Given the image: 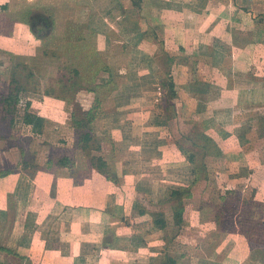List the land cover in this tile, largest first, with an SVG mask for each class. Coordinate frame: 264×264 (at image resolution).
<instances>
[{"label": "crops", "instance_id": "crops-1", "mask_svg": "<svg viewBox=\"0 0 264 264\" xmlns=\"http://www.w3.org/2000/svg\"><path fill=\"white\" fill-rule=\"evenodd\" d=\"M36 1L44 6L36 10L45 12L33 15L48 19L36 27L38 34L80 36L62 45L79 46L89 57L76 65L79 89L39 103L52 108L42 117L60 132L53 131L48 143L67 149L59 157L64 165L52 153L43 165L34 155L39 168L30 173L21 170L14 150L1 155L0 264H264L256 252L264 249L256 243L264 242V232H242L234 216L221 219L231 227L219 242L209 241L213 249L199 245L218 225L212 216L218 207L208 198L221 181L230 182L222 185L225 195L251 191L255 224L264 226V0L19 5ZM24 21L16 24L18 49L39 50L46 39ZM74 106L97 115L87 152L70 123ZM191 130L221 147L220 169L212 156L199 158L182 150V142H171L176 133L192 147L204 145L195 136L190 142ZM238 163L256 179L255 187L235 183ZM179 166L186 172L175 173ZM188 189L191 200L173 215V193ZM221 201L226 213L227 198ZM173 224L182 251L170 248ZM184 230L193 232L191 243ZM198 231L202 237H195Z\"/></svg>", "mask_w": 264, "mask_h": 264}, {"label": "rangeland", "instance_id": "rangeland-1", "mask_svg": "<svg viewBox=\"0 0 264 264\" xmlns=\"http://www.w3.org/2000/svg\"><path fill=\"white\" fill-rule=\"evenodd\" d=\"M6 1L10 2L9 8L1 6L5 4ZM39 6H43L39 1L27 3L25 5L24 2H22L19 5V0H0V160L2 158L1 155H4L3 152H11L14 150L15 156L17 155L18 159L20 160L21 170H29L30 173L35 171L34 165H37V168H39L38 164H34L32 162V160L35 161L33 158L34 155H39L42 158L43 165L46 163L45 157L48 153H52L55 159H59V157L62 156L67 149H64L63 151H56L54 148L49 146V135L51 136V134L54 133L53 131H55L60 136V132L59 130H52L54 125H52L48 120L45 119L46 124L41 135L34 133L30 126L25 125L24 116L26 112V103L29 102L31 104L29 112L40 117L45 116L47 114L46 112H49L52 108L47 107L44 110L42 105L39 104L41 100L45 98V96L51 97L52 95L58 94V96L64 97L66 94L69 95V91H75L79 89L82 86V80L79 73L76 72L75 69L80 65V63L82 64L89 57L88 51H82V49L79 50V46L74 48V50L64 49V46L62 45L64 40H74L73 43H76V41L80 40V36L76 35H72V37H68V39L59 38L58 40H55V37H52L53 40H51L52 38L48 39L47 33L41 32V35L39 34V38H41V40L46 39V41L42 42L43 44L38 48L39 50H35L33 47L30 48L27 53H24V51L22 52L18 49V47L23 45L17 40V34L15 31L16 24L20 20H26L27 22H30L32 15L37 13V11L44 13V10H36ZM11 93L13 95H18L20 99L19 104L15 106V110L12 107H8L3 102ZM166 106L169 108L172 107L171 100H167ZM77 107L80 108L79 106ZM73 110H75L74 107ZM161 110L162 108L160 111ZM78 115L80 116L79 112ZM96 116L97 115H95V118ZM80 132H83V130H80ZM173 136L171 142H182L179 144L182 150L189 153L194 152L199 158L201 157L204 159L210 155L213 157L212 160H214L212 165H215L216 169H220V167H222V165H220L221 159L218 158H222L221 155L223 153L220 151L221 147L217 143H214L212 140H208L205 137L202 138V134H199L198 131L196 132L192 130L188 135L190 142L193 141L192 139L195 136L198 138V142L204 145H195V147H192L191 144H189L185 139L183 140L182 138H177L176 133H174ZM55 140L60 141V138H55ZM57 147L59 146L57 145ZM251 148H253V146H251L249 149ZM176 158L178 160L181 159L180 155L176 156ZM87 163L89 162L84 163V167H87ZM173 164L179 163L176 161ZM240 165L241 164L238 163V171H235L236 176H239L240 178H237L235 183L239 186H246L247 184L249 186L255 187V185H257L256 179H254L253 176L250 178L249 171L240 167ZM86 169L87 168H85L83 171L88 170ZM170 170H173V168ZM174 170L178 171L175 173H179L181 171L184 172L186 168L179 166ZM254 173L255 172L252 171L251 174L254 175ZM226 183L230 182L221 181L217 187H213L210 190L211 194L209 195L208 199L209 201H212L216 207H218L214 211V215H212L217 220L218 225L215 227L216 230H212L214 233H210V237L208 239L206 238L204 241H201L199 244L202 247H205L206 251L209 248L213 249L212 247L208 246L209 241H216L217 243L223 238V235H227V232L231 226L228 224H221V219L224 217V215L226 218H230L232 216L237 217V219L243 223V225L238 223L239 227L241 228L239 229L242 230V232L248 233V235L253 234L254 237H256L255 235L257 230L259 232H264V226H256L255 224L256 219L254 217L258 212V206L252 202L253 198H251V191L247 190L246 194H242L240 192L237 197L231 193L225 195V192L222 190V185H225ZM235 183H233V185ZM184 193L188 194L190 193V190L188 189ZM225 198H227V201L225 202L226 204L224 206L226 213H224L222 208H220L223 204L221 200H224ZM188 200H191V198L188 196H180V198L175 197L174 199L172 198L173 207L170 208L169 211L172 210L174 215L182 208L184 201ZM262 209L264 210V208ZM157 216L159 217L161 214ZM173 222L175 224V220ZM237 222L239 221L237 220ZM174 224L168 231L170 236L169 238L177 235V229ZM208 227L210 228V226L204 227L203 231L205 233L208 232L206 231V229H209ZM192 233L193 232L190 230H188V234L186 233V230H184L183 233L185 234V237L186 235L189 236L190 243L192 241L191 239H193ZM202 235L203 232L198 231L195 234V237H202ZM177 236L171 242L172 245L170 248L182 251L180 248L181 244L176 241ZM256 243L264 247V242ZM259 249L262 250V252H259ZM257 251L260 255L259 257L264 259V249L256 248V252ZM197 263L199 264V262Z\"/></svg>", "mask_w": 264, "mask_h": 264}, {"label": "trees", "instance_id": "trees-1", "mask_svg": "<svg viewBox=\"0 0 264 264\" xmlns=\"http://www.w3.org/2000/svg\"><path fill=\"white\" fill-rule=\"evenodd\" d=\"M48 19L44 15L35 14L31 17L30 26L31 30L34 35L39 36L38 31H36V27L38 25H45L48 24ZM168 86L173 89L174 85L171 82H168ZM175 93L172 90V96H174ZM19 97L18 95H13L12 93L3 101L8 107H12L14 110L16 109L15 106L19 104ZM30 103H26V112L24 116V123L27 126H30L34 133L41 135L43 133L46 120L34 113L29 112L30 109ZM75 110L71 113V121L70 123L74 127V129L77 132V144L80 149H82L84 152H87L89 148H91L93 143V137L91 136L92 131V124L93 121L96 119L94 114L92 112L85 113L82 112L80 108L77 106H74ZM78 112L80 113V116L78 115ZM84 115V116H83ZM80 130H83V132H80ZM64 160H61L59 162L60 165H64ZM35 169L37 168V165H34ZM180 196H188L190 197V193L185 194L181 191H176L173 193L172 198L175 197L180 198ZM181 218V217H180ZM161 219V218H160ZM159 226H165L164 222L157 221ZM163 223V224H162Z\"/></svg>", "mask_w": 264, "mask_h": 264}]
</instances>
